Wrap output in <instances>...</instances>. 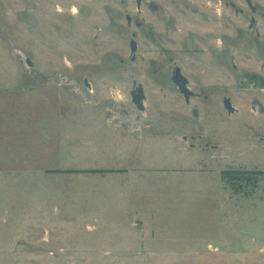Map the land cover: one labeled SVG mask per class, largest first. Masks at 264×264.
<instances>
[{"label": "rangeland", "instance_id": "374dc122", "mask_svg": "<svg viewBox=\"0 0 264 264\" xmlns=\"http://www.w3.org/2000/svg\"><path fill=\"white\" fill-rule=\"evenodd\" d=\"M227 170L264 171V0H0V264H264Z\"/></svg>", "mask_w": 264, "mask_h": 264}, {"label": "water", "instance_id": "95a60500", "mask_svg": "<svg viewBox=\"0 0 264 264\" xmlns=\"http://www.w3.org/2000/svg\"><path fill=\"white\" fill-rule=\"evenodd\" d=\"M140 2L141 0H138V5H140ZM129 21H131V18H129ZM137 43L135 40L132 41L131 43V48H132V51L135 52L137 50ZM177 76L175 77V81L177 82V84L179 85L180 87V90L186 95V98L187 100H189L190 98V90L185 86V79H183V81H180V71L178 70L177 71ZM145 97V94L143 92V89L141 88L139 90V92L137 94L134 95V102L137 104V107L141 110H144L145 109V106H144V102H143V99ZM225 107L229 110L230 113L234 112L235 111V108L234 106L232 105V103L230 102L229 99H226L225 100Z\"/></svg>", "mask_w": 264, "mask_h": 264}, {"label": "trees", "instance_id": "16d2710c", "mask_svg": "<svg viewBox=\"0 0 264 264\" xmlns=\"http://www.w3.org/2000/svg\"><path fill=\"white\" fill-rule=\"evenodd\" d=\"M81 172H93L98 170H80ZM49 172H74V171H63V170H49ZM256 174V175H264V171H239V170H227L223 171V176L228 181L232 182V184H235L237 181H251L250 175ZM235 182V183H234Z\"/></svg>", "mask_w": 264, "mask_h": 264}, {"label": "flooded vegetation", "instance_id": "af4514ba", "mask_svg": "<svg viewBox=\"0 0 264 264\" xmlns=\"http://www.w3.org/2000/svg\"><path fill=\"white\" fill-rule=\"evenodd\" d=\"M178 70L180 71V73H179V74H180V79H179V80H180V81H183V79H185V80H186V81H185V86L190 90V88L188 87V79L182 75L180 68H177L176 71H175L176 73H175V75L173 76V80H174V82L177 84V82L175 81V77H176L177 74H178V73H177ZM177 85H178V84H177ZM178 86H179V85H178ZM179 88H180V87H179ZM140 89H141V88H139L137 91H135V92L133 93V100H134V95L137 94V93L139 92ZM142 89H143V88H142ZM180 91H181V90H180ZM143 92H144V91H143ZM181 92H182V91H181ZM190 92H191V94H190V98H191V97L193 96L194 93H193L191 90H190ZM182 93H183V92H182ZM183 94H184V93H183ZM184 96H185V98H186V95H185V94H184ZM144 98H145V97H144ZM190 98H189V100H187V98H186L187 102L190 101ZM143 101H144V99H143ZM136 105H137V104H136Z\"/></svg>", "mask_w": 264, "mask_h": 264}]
</instances>
